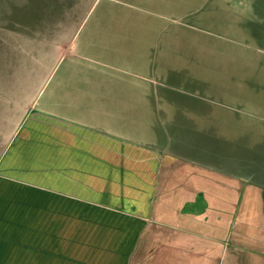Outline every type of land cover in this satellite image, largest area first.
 Wrapping results in <instances>:
<instances>
[{"label":"crops","instance_id":"crops-1","mask_svg":"<svg viewBox=\"0 0 264 264\" xmlns=\"http://www.w3.org/2000/svg\"><path fill=\"white\" fill-rule=\"evenodd\" d=\"M153 1L152 14L105 18L108 30L95 27L80 45L60 47L30 107L45 119L43 136L42 126L27 129V117L24 139L0 159V264H264V173L255 179L239 160L230 170L225 160L197 159L192 139L172 144L156 107L157 88L167 85L157 77L155 54L171 52L162 37L176 35L169 24L198 16L207 0ZM223 2L241 25L226 18L228 44L244 37L247 23L260 45L264 35L255 29L264 26V0ZM197 16L183 27L207 33L208 16ZM231 50V67L242 74L244 47ZM256 50L264 55V45ZM240 74L231 79L243 84ZM232 100L239 105V96ZM193 111L189 116L207 110ZM132 150L142 152L139 161ZM135 164L156 171L133 172Z\"/></svg>","mask_w":264,"mask_h":264},{"label":"rangeland","instance_id":"rangeland-1","mask_svg":"<svg viewBox=\"0 0 264 264\" xmlns=\"http://www.w3.org/2000/svg\"><path fill=\"white\" fill-rule=\"evenodd\" d=\"M149 3L152 5H118L112 0H0V159L11 151L14 141L22 139L21 128L27 117V129L42 126L39 133L43 136L45 119L42 114L33 115L38 111L31 113L30 107L45 91L52 67L56 69L60 47L80 45L92 35L89 33L96 30L95 27L108 30L101 28L100 22L105 18L121 22V17L152 14L156 5L153 0ZM228 7L223 0H207L196 15L199 19L208 16L209 35L183 27L189 25L192 18L196 21V16H186L177 21L178 25L169 24L171 29L180 31L177 30L176 35L169 31L162 37L165 38L162 45L168 44L171 52L160 49L155 54L157 77L167 85L157 88L156 107L164 114L160 120L165 121L164 129L170 131L167 136L172 144L179 139L183 143L192 139L198 149L190 152L197 159H222L230 163L224 165L230 170H236L235 162L239 160L245 176L261 179L264 173V55L256 49L263 47L264 41L259 45L254 30L246 23L244 37H239L235 44H228L226 37L231 38L232 25L229 28L222 24L227 19L228 23L238 24L236 10ZM172 10L166 13L178 14ZM188 11L191 10L180 15ZM255 32L264 35V26ZM232 46L244 47L242 74L231 67L236 58L233 50L225 52ZM59 68L56 80L62 71ZM239 74L244 78L243 84L231 79ZM155 89L152 87L151 92ZM192 94L205 95L211 102L196 101ZM236 95L239 105L232 100ZM193 110L207 111L204 115L189 116L197 112ZM179 113L184 116L173 117ZM173 121L179 122L180 130L171 129L169 124ZM159 126L163 127L161 122ZM172 131L180 132L173 134ZM139 152L132 150L134 161L142 157ZM141 168L156 171L154 165L131 166L133 172H141Z\"/></svg>","mask_w":264,"mask_h":264}]
</instances>
